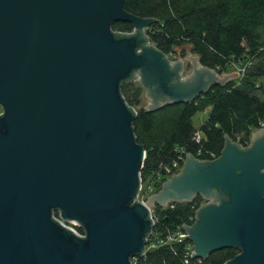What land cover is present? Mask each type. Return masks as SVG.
I'll return each instance as SVG.
<instances>
[{
	"label": "water",
	"instance_id": "1",
	"mask_svg": "<svg viewBox=\"0 0 264 264\" xmlns=\"http://www.w3.org/2000/svg\"><path fill=\"white\" fill-rule=\"evenodd\" d=\"M155 21L124 0H0V264H132L155 229L150 209L197 195L192 258L236 248L225 264H264V127L247 147L226 136L216 160L187 154L138 201L147 152L123 82L158 112L240 77L194 54L170 60L148 41ZM116 22L134 31L116 38Z\"/></svg>",
	"mask_w": 264,
	"mask_h": 264
},
{
	"label": "trees",
	"instance_id": "2",
	"mask_svg": "<svg viewBox=\"0 0 264 264\" xmlns=\"http://www.w3.org/2000/svg\"><path fill=\"white\" fill-rule=\"evenodd\" d=\"M124 9L137 17L156 20L145 33L150 44L167 56L173 55L177 47L187 46L200 57L203 66L220 74L232 64L252 62L241 80L215 86L192 102L168 105L158 112L144 109L142 87L136 82H123L122 95L136 108L135 136L147 152L142 179L145 185L154 181L157 192L167 180L162 168L172 166L180 155L216 160L225 149L226 136L248 146L252 133L263 128L264 0H124ZM112 29L116 38L134 31L127 22H116ZM207 111L205 123L196 127L195 116ZM198 130L204 134L200 144L194 140ZM201 204L198 197L191 203L157 207L154 238L193 225ZM189 245L193 243L186 238L150 249L138 257L137 264H186L187 259L188 264H225L237 256L235 248H228L200 261L187 257Z\"/></svg>",
	"mask_w": 264,
	"mask_h": 264
},
{
	"label": "built area",
	"instance_id": "3",
	"mask_svg": "<svg viewBox=\"0 0 264 264\" xmlns=\"http://www.w3.org/2000/svg\"><path fill=\"white\" fill-rule=\"evenodd\" d=\"M240 65V64H238ZM245 70H242L241 72L243 73ZM136 82V81H135ZM132 107V106H131ZM134 108V110H136L135 107H132ZM264 127V125H263ZM204 138V134L202 133L201 130H198L195 132V135H194V140L200 144L202 142ZM214 157V155H213ZM186 160V156L184 154L180 155L178 157V159L172 164V166H165L162 168V173L164 175V177L168 178L171 176H173L174 174H177L178 172H180L182 170V167L184 165V162ZM143 180V179H142ZM156 183L154 181L150 182L149 184L145 185L144 184V181L142 183V187H141V191L139 193V196H138V201L139 202H144L145 200H147V198L156 192ZM174 203H171L169 204V206L163 208V209H166V208H169V207H172ZM150 218L151 220L154 222L155 224V227H156V224L158 222V215H157V208H154V209H150ZM155 230V229H154ZM155 231H153V234L148 238V244L146 246V251L139 255V256H145L148 251L150 249H154V248H157L159 246H164V245H172L173 243H176V242H183L186 238H187V233L183 230H180L178 232H174V233H169L167 234L164 238L162 237H155V234H154ZM192 251H193V246L189 245L187 247V257H190L192 258ZM139 256H135L131 259V263L132 264H137L138 263V257ZM200 261L203 260V259H199ZM189 263V259L186 260V264Z\"/></svg>",
	"mask_w": 264,
	"mask_h": 264
},
{
	"label": "rangeland",
	"instance_id": "4",
	"mask_svg": "<svg viewBox=\"0 0 264 264\" xmlns=\"http://www.w3.org/2000/svg\"><path fill=\"white\" fill-rule=\"evenodd\" d=\"M183 51L185 52V57L184 58H187L190 54H192L190 52V49L189 47L185 46V47H177L176 48V51L173 55H169L170 59L172 61H175L177 60L179 57H183L182 56V53ZM252 65V62L250 61L249 63L243 65V64H232L231 67L229 68V70L227 72H224L225 74H229V73H235V72H238L240 73V77L237 78L236 80H241L247 73V69ZM242 70H245L243 73L241 72ZM143 100H144V96H143ZM2 108L0 107V113L2 112ZM208 118V111L207 112H204V113H199L198 115L195 116L194 118V122H195V125L196 127H200L201 125H203L205 123V121L207 120ZM170 177L167 178V180L169 179Z\"/></svg>",
	"mask_w": 264,
	"mask_h": 264
},
{
	"label": "flooded vegetation",
	"instance_id": "5",
	"mask_svg": "<svg viewBox=\"0 0 264 264\" xmlns=\"http://www.w3.org/2000/svg\"><path fill=\"white\" fill-rule=\"evenodd\" d=\"M169 59H170V57H169ZM178 59H181V57H179ZM178 59H177V60H178ZM170 60H171V59H170ZM189 71H190V69L188 68L187 72H189ZM143 91H144V90H143ZM2 112H3V111H2ZM2 112H1V113H2ZM1 113H0V114H1ZM245 146L247 147V145H245ZM198 197H200V198L202 199V204H201V206L204 205V204L206 203V201L202 198L201 195H197L196 198H195V200H196ZM232 249H233V248H232ZM235 249H236V248H235ZM236 250H237V255H239V254L241 253V251H240L239 249H236Z\"/></svg>",
	"mask_w": 264,
	"mask_h": 264
}]
</instances>
